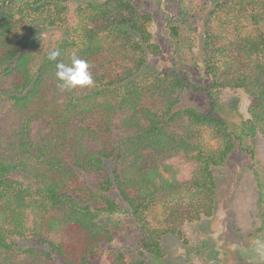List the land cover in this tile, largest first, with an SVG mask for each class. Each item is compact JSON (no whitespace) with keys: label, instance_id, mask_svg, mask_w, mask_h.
I'll return each instance as SVG.
<instances>
[{"label":"trees","instance_id":"1","mask_svg":"<svg viewBox=\"0 0 264 264\" xmlns=\"http://www.w3.org/2000/svg\"><path fill=\"white\" fill-rule=\"evenodd\" d=\"M139 1L0 0V264H103L115 239L110 264H157L168 237L188 245L184 224L213 217L229 157L257 156L264 0ZM184 32L192 52L204 43L199 79ZM161 39L171 66L143 72ZM73 55L91 88L58 86ZM227 89L250 96L248 119L222 107ZM183 94L205 109L180 108Z\"/></svg>","mask_w":264,"mask_h":264},{"label":"rangeland","instance_id":"2","mask_svg":"<svg viewBox=\"0 0 264 264\" xmlns=\"http://www.w3.org/2000/svg\"><path fill=\"white\" fill-rule=\"evenodd\" d=\"M136 1L140 3L139 0ZM209 1L211 5H215L220 0ZM215 31H218L217 26ZM153 32L158 34L157 27L153 28ZM182 36L187 41L183 59L186 69L199 79L203 69L199 58L204 53L203 40L195 48V52H192L191 43L188 42L189 35L184 32ZM160 44L163 54L158 57L149 54L148 66L143 72L162 71L171 66L170 51L173 50L165 40L161 39ZM221 100L225 110L237 111L244 119L249 118L251 98L246 92L227 89ZM186 107L203 110L205 102L200 96L183 94L180 108ZM200 136L201 143L211 148L218 147V140L208 132L201 131ZM255 142V159L252 160L250 155L238 149L229 157L224 169L216 172L218 193L213 217L184 224L188 245L176 237H168L167 258L150 256L157 264H264V197L261 201L258 185L260 181L264 186V137L258 135ZM251 169L259 172V178ZM111 248L122 250L120 240L115 239L104 246L103 264H110L108 254ZM192 250H198L199 254L193 252L190 257Z\"/></svg>","mask_w":264,"mask_h":264},{"label":"clouds","instance_id":"3","mask_svg":"<svg viewBox=\"0 0 264 264\" xmlns=\"http://www.w3.org/2000/svg\"><path fill=\"white\" fill-rule=\"evenodd\" d=\"M61 55L59 49L49 50L47 59L49 61H57ZM55 77L59 81V87L69 91L77 88H91L94 85V79L90 72V64L84 59L77 58L75 55L71 57L69 64L56 62Z\"/></svg>","mask_w":264,"mask_h":264}]
</instances>
